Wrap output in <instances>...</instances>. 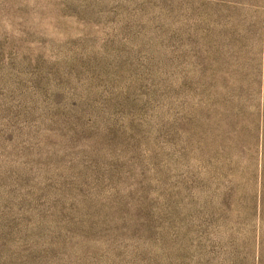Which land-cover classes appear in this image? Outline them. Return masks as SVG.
I'll return each mask as SVG.
<instances>
[{
  "label": "rangeland",
  "instance_id": "obj_1",
  "mask_svg": "<svg viewBox=\"0 0 264 264\" xmlns=\"http://www.w3.org/2000/svg\"><path fill=\"white\" fill-rule=\"evenodd\" d=\"M0 264H264V0H0Z\"/></svg>",
  "mask_w": 264,
  "mask_h": 264
}]
</instances>
